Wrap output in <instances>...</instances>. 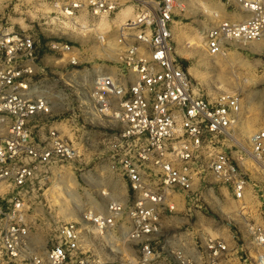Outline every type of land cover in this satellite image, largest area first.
<instances>
[{
    "label": "built area",
    "instance_id": "2783aa9c",
    "mask_svg": "<svg viewBox=\"0 0 264 264\" xmlns=\"http://www.w3.org/2000/svg\"><path fill=\"white\" fill-rule=\"evenodd\" d=\"M219 2L245 16L225 19L212 11L215 24L202 31L210 55H227L237 42L264 38V0ZM53 6L68 18L80 13L108 17L128 6L134 10L119 28L117 47L100 38L110 52H118L119 65L99 68L90 90L91 113L98 120L91 124L103 131L108 169L127 186L128 201L103 191L110 198L106 208L92 204L83 220L101 234L139 241L141 264H155L163 253L176 264H226L228 245L219 236L209 233L199 255L175 247L168 237L157 239L180 196L200 200L213 176L243 199L247 158H264V126L250 137V148L234 135L243 111L240 93L206 96L179 60L172 25L187 10L185 0H53ZM47 46L65 62L79 64V46L59 41ZM42 54L34 35L12 29L0 16V263L6 258L16 264H113L81 248L78 221L57 226L44 254L34 246L33 205L46 185L61 178V168L80 156L82 148L74 140L89 138L71 125L74 139L53 125L42 130L43 117L53 113L52 96L42 80L34 81ZM196 176L205 182L200 195L194 190ZM252 229L260 246L257 263L264 264V225Z\"/></svg>",
    "mask_w": 264,
    "mask_h": 264
},
{
    "label": "rangeland",
    "instance_id": "374dc122",
    "mask_svg": "<svg viewBox=\"0 0 264 264\" xmlns=\"http://www.w3.org/2000/svg\"><path fill=\"white\" fill-rule=\"evenodd\" d=\"M185 2L188 8L176 18L175 23L177 56L206 96L212 98L223 92L240 93L247 118L242 129L243 138L239 142L250 148V137L257 128L264 126V82L258 77L264 74V48L251 53L245 49L246 45L237 42L227 55H210L202 31L213 20L216 21L212 11L224 5L219 0ZM203 10L208 13L204 14ZM122 11L101 18L80 13L73 18L74 23L53 6V0H0V16L8 19L12 29L34 35L44 51L34 81L42 80L47 93L52 96L53 113L43 117L42 130L46 131L49 128L47 125H53L62 135L74 139L70 128L75 126L78 134L85 131L89 136L86 141L74 140L82 148L80 156L61 168V178L57 181L53 179L46 185L44 194L38 197V204L32 207L31 233L33 236L38 234L34 246L41 254L45 253L57 226L78 221L83 227L81 248L87 250L92 258L113 264H141L139 241L120 239L114 232L101 234L92 223L83 220L85 210L92 204L106 208L110 198L103 195V191L128 201L122 179L108 169L104 134L96 126L98 120L91 113L90 97L97 70L119 65L118 52H110L100 38L105 36L113 47H117L115 39L126 19H117ZM84 25L88 28L84 29ZM50 41L79 46V64L71 65L61 59V55L50 53L47 46ZM256 43L264 47V38ZM179 46L183 55L178 52ZM92 120L96 125L91 124ZM261 163L252 157L247 158L245 169L249 182L243 199H237L231 189L213 176H209L210 189L202 194L200 200L180 196L176 219L172 223L164 220L157 239L170 236L177 239L180 236L181 241L192 244L196 241L201 248L210 233L227 243L228 250L223 256L226 264H258L260 246L252 227L264 225V158ZM87 176L89 182L86 181ZM195 183L202 191L205 185L203 179L196 176ZM197 193L200 195L201 192ZM184 206L186 209L183 211ZM189 207L192 208L189 210ZM187 228L195 233L183 236ZM0 264L16 263L4 258ZM155 264L176 263L171 256L163 253Z\"/></svg>",
    "mask_w": 264,
    "mask_h": 264
},
{
    "label": "crops",
    "instance_id": "0c3cea01",
    "mask_svg": "<svg viewBox=\"0 0 264 264\" xmlns=\"http://www.w3.org/2000/svg\"><path fill=\"white\" fill-rule=\"evenodd\" d=\"M217 2H218V0H217ZM222 4V3H221ZM222 5H224V4H222ZM188 8V7H187ZM223 8H224V12H223ZM223 8H215L216 10H218L220 13H221V15H222V17L223 18H225V19H235V18H239V17H241V13H237V12H234V11H231V10H227L226 9V7H225V5L223 6ZM204 11V10H203ZM205 14V13H204ZM244 16H245V14H243ZM244 16H242V17H244ZM177 21H176V19H175V21H174V23H173V25H172V29H173V33H174V37H175V35H176V30H175V23H176ZM212 22V21H211ZM215 24V21L213 20V22H212V24L211 23H209L208 25L210 26V25H214ZM206 27H208V26H206ZM206 27H204V28H206ZM257 41H253V42H251V43H249V44H247L246 46H245V49L248 51V52H251V53H257L258 51H260V50H262L264 47L261 45V44H259V43H256ZM175 44H176V39H175ZM254 44V45H253ZM259 81H263L264 82V74H260L259 76ZM246 118H247V115L245 114V111H244V107H243V111H242V114H241V117H240V122H239V125H238V128L235 130V132H234V135H235V137H236V139L238 140V141H241V138H243V125H244V121L246 120ZM262 127V126H261ZM260 128V127H259ZM258 129V128H257ZM196 181V180H195ZM123 187H125V191H126V194L128 195V188H127V186L124 184V182H123ZM194 190H196V191H198V192H200L199 191V186L198 185H196V183L194 182ZM179 202H180V197H179V199H178V201H177V209L179 210ZM185 205V204H184ZM192 207H189V210L191 209ZM183 209V211H184V209H186V206H184V208H182ZM176 212H177V210H176ZM176 212L173 214V215H171L170 217H167L166 219L170 222V223H172V222H174V220L176 219V216H175V214H176ZM166 219H165V221H166ZM188 220V219H187ZM192 233H195V232H193L192 230H190V229H188L187 228V231L184 233V234H182L183 236H185V235H190V234H192ZM35 236H33L32 235V238L34 239V241L36 240V238L38 237L37 235L38 234H34ZM181 235V236H182ZM199 235V234H198ZM182 236V237H183ZM36 237V238H35ZM173 243V245L175 246V247H182L183 249H185L186 251H188L189 253H193V254H195V255H199L200 254V251H201V248H199V246H198V244H197V242L195 241H193V244L192 243H189V242H184V241H181V239H180V236L177 238V239H174V236H170V237H168ZM203 244V243H202ZM202 244L200 245V247L202 246ZM190 246H192V247H190ZM166 256V255H165Z\"/></svg>",
    "mask_w": 264,
    "mask_h": 264
},
{
    "label": "bare ground",
    "instance_id": "6f19581e",
    "mask_svg": "<svg viewBox=\"0 0 264 264\" xmlns=\"http://www.w3.org/2000/svg\"><path fill=\"white\" fill-rule=\"evenodd\" d=\"M134 10H133V8L132 7H127V8H125V9H123V11H122V13L118 16V20L120 19H124V17L127 19L128 17H131V16H133L134 15V12H133ZM73 18L74 17H70V22H74L73 21ZM125 19V20H126ZM124 20V21H125ZM75 23V22H74ZM67 24V23H66ZM83 28L85 29V28H88V26H86V25H84L83 26ZM90 28H92V27H90ZM203 35V34H202ZM201 39L203 38L202 36L200 37ZM178 52H180L181 53V55H183V53L181 52V48H180V46H179V50H178ZM194 75V74H193ZM196 75V74H195ZM239 142V141H238ZM257 163H259V164H262L261 163V161H257ZM57 188V187H56ZM105 193H107L106 191H104V193L103 194H105Z\"/></svg>",
    "mask_w": 264,
    "mask_h": 264
}]
</instances>
